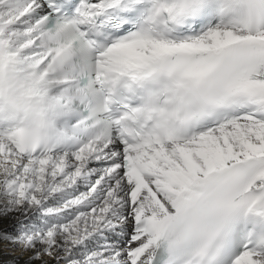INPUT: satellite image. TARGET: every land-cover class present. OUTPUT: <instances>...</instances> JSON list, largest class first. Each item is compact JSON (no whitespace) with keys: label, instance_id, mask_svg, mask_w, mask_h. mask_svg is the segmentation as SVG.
<instances>
[{"label":"snow or ice","instance_id":"obj_1","mask_svg":"<svg viewBox=\"0 0 264 264\" xmlns=\"http://www.w3.org/2000/svg\"><path fill=\"white\" fill-rule=\"evenodd\" d=\"M0 264H264V0H0Z\"/></svg>","mask_w":264,"mask_h":264}]
</instances>
